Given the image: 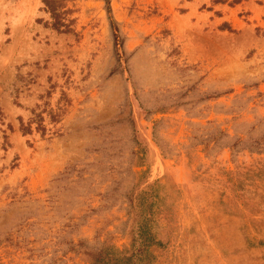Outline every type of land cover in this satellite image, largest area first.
<instances>
[{
  "label": "rangeland",
  "instance_id": "1",
  "mask_svg": "<svg viewBox=\"0 0 264 264\" xmlns=\"http://www.w3.org/2000/svg\"><path fill=\"white\" fill-rule=\"evenodd\" d=\"M65 4L0 0V264H103L145 219L152 264H264V0Z\"/></svg>",
  "mask_w": 264,
  "mask_h": 264
},
{
  "label": "trees",
  "instance_id": "2",
  "mask_svg": "<svg viewBox=\"0 0 264 264\" xmlns=\"http://www.w3.org/2000/svg\"><path fill=\"white\" fill-rule=\"evenodd\" d=\"M45 4V10L50 13L51 22L48 24L53 29L59 32H71L72 26L75 23V18H72L73 10L65 4V0H43ZM111 13V8H108ZM36 119V118H35ZM43 118L41 115L38 116V127L41 126ZM35 122V121H34ZM31 124L25 126L21 122V130L24 134L30 133ZM150 221L145 219L141 223L140 236H142L144 243H142V248H135V240L132 244V248H127L126 250H107L103 256H98L96 261L103 264H152L150 258L154 257L150 254L149 247L154 245H163L161 240L156 239L155 235L150 231ZM102 255V254H101Z\"/></svg>",
  "mask_w": 264,
  "mask_h": 264
}]
</instances>
